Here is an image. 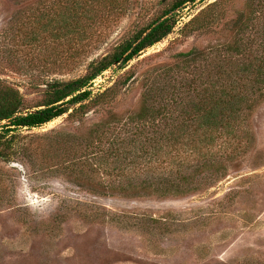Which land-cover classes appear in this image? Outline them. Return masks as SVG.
I'll use <instances>...</instances> for the list:
<instances>
[{
  "label": "rangeland",
  "instance_id": "1",
  "mask_svg": "<svg viewBox=\"0 0 264 264\" xmlns=\"http://www.w3.org/2000/svg\"><path fill=\"white\" fill-rule=\"evenodd\" d=\"M24 1L0 0V79L18 88L34 106L43 89L56 80L79 78L85 66L71 65L76 45L64 39L47 36L23 45L20 28L57 0ZM132 1L135 12L112 29L88 62L108 53L144 8L146 22L162 8L157 3L174 0ZM216 1L188 3L177 12V26L167 39L144 51L126 70L114 67L105 72L93 82V94L133 70L134 79L115 110L126 116L138 109L147 71L173 66L175 55L194 46L204 49L230 41L234 34L221 28L208 36L181 35ZM239 13L245 43L255 40L254 49L258 48L264 39V0L232 1L225 23ZM101 118L93 111L82 127L67 122L65 115L14 134L11 156L0 160V264H264V102L249 121L253 140L248 153L228 166L224 178L188 197H102L75 184L56 162L53 139L61 132L84 134ZM4 125L0 123V131Z\"/></svg>",
  "mask_w": 264,
  "mask_h": 264
},
{
  "label": "trees",
  "instance_id": "2",
  "mask_svg": "<svg viewBox=\"0 0 264 264\" xmlns=\"http://www.w3.org/2000/svg\"><path fill=\"white\" fill-rule=\"evenodd\" d=\"M197 1L159 2L162 8L146 22L144 8L120 41L90 62L112 29L135 12L134 1L57 0L32 14L19 31L23 45L47 36L64 39L76 45L71 65L85 66V73L52 82L34 106L0 79V123L6 122L0 131V160L11 156L19 130L41 128L65 115L67 122L83 127L95 111L103 120L87 132H61L53 139L56 162L80 188L102 197H188L224 178L228 166L248 153L253 140L249 121L264 102V39L256 49L255 40L245 43L241 13L225 23L234 0L208 5L181 33L186 38L208 36L221 28L232 32V39L204 49L194 46L175 55L173 66L147 71L136 111L126 116L115 111L134 79L133 70L102 93L91 90L105 72L126 70L144 51L167 39L177 26V12Z\"/></svg>",
  "mask_w": 264,
  "mask_h": 264
},
{
  "label": "water",
  "instance_id": "3",
  "mask_svg": "<svg viewBox=\"0 0 264 264\" xmlns=\"http://www.w3.org/2000/svg\"><path fill=\"white\" fill-rule=\"evenodd\" d=\"M164 1H167V0H164Z\"/></svg>",
  "mask_w": 264,
  "mask_h": 264
}]
</instances>
